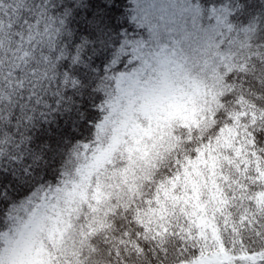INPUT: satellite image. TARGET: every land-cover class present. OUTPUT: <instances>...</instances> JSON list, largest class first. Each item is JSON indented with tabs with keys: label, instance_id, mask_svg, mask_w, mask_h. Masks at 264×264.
<instances>
[{
	"label": "snow or ice",
	"instance_id": "snow-or-ice-1",
	"mask_svg": "<svg viewBox=\"0 0 264 264\" xmlns=\"http://www.w3.org/2000/svg\"><path fill=\"white\" fill-rule=\"evenodd\" d=\"M88 6V0H0V165L20 167L23 161L20 174L26 180L37 179L29 173L38 174L50 147L43 138L38 149L29 147L37 130L57 114H73V122L83 115L75 106L86 85L69 69L89 67L98 44L105 43L89 39L103 19L99 11L81 15ZM237 7L259 15L239 32L227 15L217 16L218 44L210 52L215 80L246 73V61L258 60L253 52L264 46V0ZM74 17L84 25L82 33L94 31L75 33ZM224 45L227 50L220 51ZM127 49L125 45L113 52L108 64L114 75L101 77L93 89L113 83L119 88L114 102L100 106L106 115L95 140L68 149L56 186L38 187L6 212L0 264H55L42 255L43 234L51 239L55 232L63 238L73 229L81 249L87 247L88 259L81 258L73 241V259L65 258L64 264H88L93 257L99 258L96 264L105 257H114L115 264H147L157 250L167 256L172 241L177 264H264V107L250 102L230 111L217 103L208 109L211 123L194 155L177 156L175 168L165 169L163 176L146 170L145 183L136 184L133 155H149L144 138L151 134L158 111L174 99V90L163 69L154 70L160 83L151 89L145 87L151 79L141 76L144 68L117 74L115 65ZM131 54L139 57L141 51L133 45ZM218 95L226 94L221 89ZM106 132L111 135L104 144ZM48 140L59 143L55 136ZM165 143L161 138L151 148L161 149ZM117 152L127 154L130 167L113 173L119 179L109 184L105 165L114 162Z\"/></svg>",
	"mask_w": 264,
	"mask_h": 264
},
{
	"label": "trees",
	"instance_id": "trees-1",
	"mask_svg": "<svg viewBox=\"0 0 264 264\" xmlns=\"http://www.w3.org/2000/svg\"><path fill=\"white\" fill-rule=\"evenodd\" d=\"M191 1L198 8L200 13L198 21L202 26L218 23V15H227L228 22L233 25L234 31L239 32L241 28L249 23L252 16L259 15V12L254 9L237 7L238 4L247 6L253 0ZM88 2V8L81 10V15L87 12L99 11L103 19L100 30L88 29L87 32L82 33L81 29L84 25L79 23V17H74L75 22L71 25V28L80 35H87L88 32L94 31V35H91L89 39L105 43L98 44V50L91 57L89 67L74 65L69 69L79 76L86 85L82 90L83 95L76 97L78 104L75 106L80 109L83 115L77 117L73 122V114H57L50 125L45 124L37 130V136L29 147L38 149L41 138L50 146L44 160L39 162L38 174L36 172L29 173L37 176V179L26 180L21 176L20 169L24 166L23 161L18 162L20 167H16L11 163L0 165V230H7L5 216L12 204L31 197L38 187L45 185L54 187L60 182L62 165L71 146L77 144V142L95 140L97 125L105 115L103 108L100 106L108 96V87L104 90L93 91L95 84L101 77L114 75L110 70L112 66L108 64V61L111 59L113 52L125 45L128 46L127 54L120 56L119 59L122 62H118L115 67L117 73L129 69L130 64L127 63V60L131 55V46L139 39H145L147 36L146 27L137 18L135 0H88ZM225 8L229 10L227 13H224ZM211 44H214L216 48L218 44L216 36L210 40L209 46ZM227 47V45H224L220 51H226ZM205 59H207L206 56ZM213 59L215 60V58ZM45 130H47L46 134ZM52 136H55L59 141L58 144H51L48 137ZM1 246L2 244H0Z\"/></svg>",
	"mask_w": 264,
	"mask_h": 264
},
{
	"label": "clouds",
	"instance_id": "clouds-1",
	"mask_svg": "<svg viewBox=\"0 0 264 264\" xmlns=\"http://www.w3.org/2000/svg\"><path fill=\"white\" fill-rule=\"evenodd\" d=\"M260 43L264 45V41ZM253 55L258 56V60L246 61L248 65L246 73H235L231 75V78L224 76L222 81L213 79V67L209 68L208 73L197 74L191 78L169 75L168 79L174 90V99L170 103L166 102L163 110L158 111L151 122L152 132L144 138V143L149 146V155L144 158H142V153L133 155L132 166L136 174V184L145 183L143 177L146 170L148 175L163 176L166 174L165 169L170 172L175 168L177 156L183 159L185 156L194 155L199 137L207 132L211 123V113L208 109H215L217 103L225 104L230 111L239 110L242 103L246 105L250 102H258V107H264V46L256 49ZM239 59H243V55ZM224 71L220 68L221 73ZM157 76L152 78L145 87L149 89L159 87L160 82ZM237 76L240 77L239 80ZM221 89L224 90L225 96L218 95ZM213 94H216L215 98ZM142 123L145 127L149 126L147 121L142 120ZM110 135V132L104 134V144L108 143ZM161 138H166V143L161 149L153 150L151 145L159 142ZM128 159L127 154L121 155L117 152L114 162L105 165L109 174L107 183H115L119 179V177L113 178V173L130 167ZM69 171L73 179H79L72 169ZM129 176L131 179V173ZM73 241L76 242V250L81 252V258L87 260L88 249L87 247L81 249L80 236L75 229L65 234L63 238L59 233L54 232L52 238L49 239L48 233L45 232L42 236L45 250L42 255L46 260L50 256L55 264H64L65 258L73 259L71 256ZM174 243L175 241H172L167 245L169 249L167 256L159 250L150 254L147 264H177V261L173 259L175 253L170 250ZM97 259L99 258L93 257L88 264H96ZM101 264H115V258L107 261L105 257Z\"/></svg>",
	"mask_w": 264,
	"mask_h": 264
},
{
	"label": "rangeland",
	"instance_id": "rangeland-1",
	"mask_svg": "<svg viewBox=\"0 0 264 264\" xmlns=\"http://www.w3.org/2000/svg\"><path fill=\"white\" fill-rule=\"evenodd\" d=\"M135 8L137 18L146 27L147 36L134 44L141 56L131 54L127 63L130 67L145 69L141 72L144 81L159 75V71L154 70L160 69L169 75L185 78L209 72L214 62L210 52L215 48L209 43L217 35L218 23L200 25V13L191 0H135ZM118 95L119 88L113 83L108 87L103 104L114 102ZM104 117L97 125V132Z\"/></svg>",
	"mask_w": 264,
	"mask_h": 264
}]
</instances>
